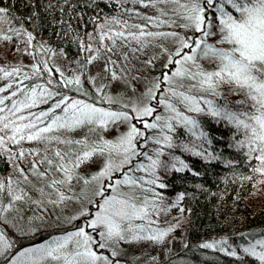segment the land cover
<instances>
[{"label":"snow or ice","instance_id":"6c2138e0","mask_svg":"<svg viewBox=\"0 0 264 264\" xmlns=\"http://www.w3.org/2000/svg\"><path fill=\"white\" fill-rule=\"evenodd\" d=\"M133 2L157 8V15H143L147 23L132 25L118 17H104L105 23L93 19L96 37L89 34V41L96 39L95 47L75 38L79 49L88 53L86 64L103 58L100 72L125 85L130 83L129 74L136 71L135 65H128L132 59L139 60L137 53L149 46L160 50L142 61L154 68L163 57L160 73L150 79L133 76L138 82L146 80L144 90L132 88V96L119 98L105 92L107 85L95 87L96 77L87 78L95 87L93 93L84 87L83 72L65 75L59 67H50L55 50L44 43L34 44L33 31L8 8L0 7V41L18 38L23 51L36 60L30 66L0 65V81H5L0 86V151L7 154L16 173L15 178H0V264H121L124 244H163L179 223L161 228L153 217L172 208L184 213L181 205L186 197L180 192L167 203L162 191L168 188L164 175H202L182 155L230 168L240 163L213 150L214 141L242 153L245 161H254L249 165L252 174L264 177V0ZM51 7L49 2L45 11ZM38 15L33 11L26 19ZM106 25L122 27L116 30ZM129 28L136 31H126ZM117 38L126 42L127 51L117 47ZM105 40L112 46L104 44ZM160 40H171L172 47L156 43ZM102 53L111 55L102 57ZM60 54L67 55L63 50ZM113 55L121 58L123 67ZM206 124L217 125V130L222 128L230 135L216 137ZM113 129L116 134L109 138ZM77 131L82 134L77 136ZM24 142L38 146L25 149ZM10 145L18 147L13 151ZM82 169L89 170L87 175ZM240 178L250 181L253 177ZM74 181L83 185L78 195L73 191ZM257 182L264 183V179ZM69 201L81 204L71 218H83L80 225L12 251L16 243L5 227H16L7 218L10 212L23 219L25 205L47 211L45 204L60 207ZM28 219L31 223L43 216ZM19 231L26 235L22 228ZM231 240L222 236L198 247L241 262L251 257L264 264V232H241L236 242ZM169 264L183 261L170 260Z\"/></svg>","mask_w":264,"mask_h":264},{"label":"trees","instance_id":"16d2710c","mask_svg":"<svg viewBox=\"0 0 264 264\" xmlns=\"http://www.w3.org/2000/svg\"><path fill=\"white\" fill-rule=\"evenodd\" d=\"M49 2L52 7L45 11ZM131 2L133 0H68V3H65V0H0V7L8 8L13 17L21 20L29 31H33L36 36L34 44L45 42L54 50H63L67 54L66 58L74 59L85 55L75 42L76 36L82 38L86 44L89 43V34L96 37L97 31L96 24L92 23L93 19L98 23H105L104 17L120 18L121 11L130 8ZM61 8L64 9L63 12ZM33 11L39 15L31 21L27 20ZM58 21L68 23L61 25ZM166 29L170 28L163 30ZM65 31L69 33L68 36L61 35ZM18 48L24 52V45L18 38L11 42L0 41V65H15L13 57ZM83 73L85 85L91 86L87 72L84 70ZM4 83L5 81H0V86ZM206 127L216 137L224 136L227 139L230 135L222 128L217 130V125L206 124ZM213 150H220L225 157L240 163L235 168H230L226 164L215 161L207 163L185 153L182 158L202 175L195 177L189 173H173L164 177L168 188L162 191L169 204L178 193H186L181 206L188 215L185 230L188 248L183 247L162 264H169L170 260H182L183 264H257L251 257H245V261L241 262L215 250L198 247L204 241L222 236H229L232 238L230 242H236L241 232H264V183L257 182L264 177L252 174L249 165L254 161H245L242 153L236 152L235 149H225L223 142L217 144L214 141ZM10 169L11 162L5 155L0 154V176H5ZM242 175H251L253 178L250 181L242 180ZM197 184L202 185V188H196ZM82 221L83 218L78 219L68 227L42 232L35 237H16L10 232L9 237L16 243V248L12 251L40 243L55 234L74 230Z\"/></svg>","mask_w":264,"mask_h":264},{"label":"rangeland","instance_id":"374dc122","mask_svg":"<svg viewBox=\"0 0 264 264\" xmlns=\"http://www.w3.org/2000/svg\"><path fill=\"white\" fill-rule=\"evenodd\" d=\"M157 7L161 8H170L171 5H159ZM132 10V11H129ZM137 13H140L141 15H137ZM122 16L119 18L121 21H127L129 25L132 24H145L147 23L143 19V15H150L155 16L157 15V8L154 7H145L143 4L131 2L130 8L124 9L121 11ZM113 27L116 30H120L122 25H106V27ZM165 29V28H164ZM131 31H136V29H126ZM150 30H155L151 29ZM163 30V29H162ZM171 29H166L164 31H170ZM93 43L94 47L97 45L98 41L96 39H93L90 41ZM46 46H48L45 42ZM125 41H121L119 38H117L116 45L117 47L123 48L124 51H127V47H124ZM156 43H162L165 47H172L171 40H160ZM104 44H107L109 47H111V42L108 40L104 41ZM131 46H135V42H132ZM115 50V49H114ZM159 49L149 46L144 50L142 53H137L139 56V60L132 59L131 64L128 65V67H131V65H135L136 71H133L129 74V81L130 83L125 85L123 82L120 81H112L108 77L107 73H101L100 69L103 68L105 60L102 58L99 61L93 62V64H86L85 56L88 55V53H85L83 57L74 58V59H68L65 57V55H61L60 49H55L56 55L49 58V66L50 67H59L61 71L65 73V75H72L73 72L79 73L83 72L84 70L87 72L88 77H96V84L95 87H99L101 84L107 85L108 87L105 88V92L108 94L119 98L120 96H132V88H135L138 92H142L145 87L146 80L141 79V81H136L132 79L133 76L142 75V77L151 78L153 76H156L160 73L161 68L163 66V63L165 62L164 58L161 57L156 61V66L149 67L142 63V61L152 57L153 55L159 54ZM105 55H111L110 53H102V57ZM39 56H37V59ZM113 60H116L118 65L120 67H123L124 65L120 64L121 58L117 55L112 56ZM79 61V63H77ZM36 60L33 59V56L27 54L26 52L17 51L16 55L13 57V63L16 64H24L27 66H30L32 63H35ZM81 65H84V67H81ZM25 71H28V68L26 67L24 69ZM55 78H59V74H55ZM82 80L83 76H82ZM33 82H39V81H33ZM25 83H32L29 81H25ZM84 87L87 88L90 92H95V87L91 84V86H86L84 83ZM70 95H77L75 93H69ZM44 108H47V105H41ZM39 109H33V111H38ZM116 129H113L108 135L109 138L111 136H114L116 134ZM82 134V131H77L76 135L80 136ZM23 146L25 149L30 147H36L37 144L33 142H24ZM12 147L13 151L18 147L16 145H10ZM0 154H3L7 157V154L0 151ZM177 155H180V152L177 151ZM185 154V153H184ZM25 164H27V161H25ZM25 164H22L21 166H25ZM31 165L28 164L27 167H30ZM96 166L93 165L91 170H95ZM85 175H87L88 169H82ZM8 176H13L15 178L16 173L13 169V164L11 162V169L10 171L5 174V176H0V178H5ZM165 177V175H164ZM163 177V179H164ZM83 185L73 182V191L78 195L80 193V189ZM159 190V189H158ZM33 196H35V193H32ZM168 203V202H167ZM20 207V205H17ZM47 208V211H43L42 208H38L35 205L31 206L29 208L27 205L23 206V219H21L20 215H18L16 212H10L7 216L8 220L11 221L12 225H15L16 227H12L11 225H6V230L8 234L11 232L16 237H35L38 234L54 229H62L65 227L70 226L78 219H71L74 217L80 210L81 204L76 201H69L66 205H62L60 207H53L50 204H45ZM177 210V212H176ZM176 212V213H174ZM177 214V215H176ZM34 216H43V220L39 219H33L31 223H29V217ZM168 216H171L170 219H166ZM153 219L158 221V225L161 228L168 227L169 225H175L179 223V227L176 228L172 233L169 234V236L166 238L165 242L163 244H153L148 241L143 242H136L132 244H124L122 245V254H121V264H162L166 259H168L171 255H174L181 251L183 248V245L186 243V236H185V230L186 225L188 221V215L184 213H180L177 208H173L170 211L167 212H161L159 217H153ZM23 229L24 233L26 235H22L19 231V229ZM72 231V230H71ZM34 232V234H33ZM63 233H58L55 235H61ZM14 240L13 238H11ZM171 250V251H169ZM155 256L157 257L156 261H153L151 258ZM126 260V261H125Z\"/></svg>","mask_w":264,"mask_h":264}]
</instances>
